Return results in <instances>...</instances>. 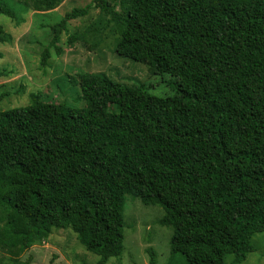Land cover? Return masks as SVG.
<instances>
[{
    "label": "trees",
    "instance_id": "1",
    "mask_svg": "<svg viewBox=\"0 0 264 264\" xmlns=\"http://www.w3.org/2000/svg\"><path fill=\"white\" fill-rule=\"evenodd\" d=\"M91 6L50 27L44 65L51 48L62 52L68 21ZM125 12L114 17L115 53L170 74L174 93L83 72L81 107L31 93L27 105L0 110V203L15 217L0 215V247L29 250L78 220L91 226V236L76 228L79 241L107 264L123 252L132 195L163 207L167 264H225L228 255L240 264L264 232V0H129ZM2 14L16 17L0 0Z\"/></svg>",
    "mask_w": 264,
    "mask_h": 264
},
{
    "label": "rangeland",
    "instance_id": "2",
    "mask_svg": "<svg viewBox=\"0 0 264 264\" xmlns=\"http://www.w3.org/2000/svg\"><path fill=\"white\" fill-rule=\"evenodd\" d=\"M2 1L14 9L16 17L0 15V110L27 105L31 93H40L45 101L81 107L79 78L83 72L106 74L132 87L147 84L150 93L158 96L174 93L175 79L170 74L154 75L145 64L115 53L120 36L114 17L124 19L129 0H109L107 11L94 0H61L57 8L47 11L37 9L42 0ZM90 4L87 15L68 21L56 45L62 52L51 48V57L44 65L42 52L52 38L50 27L73 8ZM164 214L160 205H145L139 197L127 195L123 252L107 264H149L148 248L156 252L157 264H167L173 229L159 223ZM0 215L6 221L15 218L2 203ZM76 228L91 236V226L73 220L64 228H53L29 250L0 247V264L25 260L31 264H97L99 257L79 241ZM252 243L255 251L240 264H264V232L255 234ZM232 261L233 255H228L225 264Z\"/></svg>",
    "mask_w": 264,
    "mask_h": 264
}]
</instances>
